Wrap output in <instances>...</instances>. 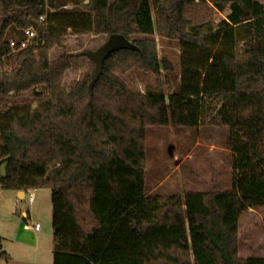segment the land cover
Masks as SVG:
<instances>
[{
  "label": "trees",
  "instance_id": "trees-1",
  "mask_svg": "<svg viewBox=\"0 0 264 264\" xmlns=\"http://www.w3.org/2000/svg\"><path fill=\"white\" fill-rule=\"evenodd\" d=\"M210 7L226 18L214 22ZM229 26L233 90L165 97L171 65L154 35L201 46ZM27 28L36 36L12 51L10 32ZM68 32L122 35L137 50L112 52L94 84L63 85L74 56L50 64L48 55ZM130 69L151 73L155 92H131L117 76ZM241 97L264 107V0H86L63 12H49L47 0H0V190L50 191L52 264H264L238 256L236 189L145 192L148 127L234 131Z\"/></svg>",
  "mask_w": 264,
  "mask_h": 264
},
{
  "label": "rangeland",
  "instance_id": "rangeland-1",
  "mask_svg": "<svg viewBox=\"0 0 264 264\" xmlns=\"http://www.w3.org/2000/svg\"><path fill=\"white\" fill-rule=\"evenodd\" d=\"M81 1L47 0V10H80ZM62 4H66L67 9L62 8ZM149 4L152 5V0ZM210 9L214 22H220L228 14V10ZM34 31L36 34L35 28ZM19 37L20 34L10 32V39ZM107 37L75 36L68 32L63 47H53L49 51L50 64L64 54L74 56L62 76L63 85L91 76L93 64L85 54L99 48ZM154 41L158 57L171 65L169 73H161L162 79L166 77L169 83L166 86L162 81L161 91L165 97L168 91L202 94L233 90L232 70L226 64L234 51L233 26L203 36L201 46L156 35ZM12 68L14 62L10 58L6 70ZM117 76L133 93L144 95L156 90L151 73L130 69ZM30 94L27 92L23 96ZM237 106L239 123L234 131L210 126L175 129L170 124L148 127L144 138L145 192L167 195L186 190L236 189L240 198L238 256L264 257V135L259 119L264 115V107L259 99L244 97L239 99ZM32 191L33 201L29 203V191L20 200L15 191L0 190L1 251L9 257L7 263L0 260V264H52L50 191L47 188ZM35 224L38 229L33 231Z\"/></svg>",
  "mask_w": 264,
  "mask_h": 264
},
{
  "label": "water",
  "instance_id": "water-1",
  "mask_svg": "<svg viewBox=\"0 0 264 264\" xmlns=\"http://www.w3.org/2000/svg\"><path fill=\"white\" fill-rule=\"evenodd\" d=\"M131 50L136 51L137 48L122 35H109L105 43L94 51H89L85 55L92 62L91 83L94 84L100 76L103 68L104 60L114 51ZM22 191H18V197H21Z\"/></svg>",
  "mask_w": 264,
  "mask_h": 264
},
{
  "label": "built area",
  "instance_id": "built-area-1",
  "mask_svg": "<svg viewBox=\"0 0 264 264\" xmlns=\"http://www.w3.org/2000/svg\"><path fill=\"white\" fill-rule=\"evenodd\" d=\"M43 21V19H41ZM36 36L35 31L32 28H27L23 31L22 37L19 39L11 38L8 40L9 47L12 51H17L24 48L34 37ZM27 201L31 203L33 201V194L30 192L27 197ZM33 231L38 229V225L33 226Z\"/></svg>",
  "mask_w": 264,
  "mask_h": 264
},
{
  "label": "crops",
  "instance_id": "crops-1",
  "mask_svg": "<svg viewBox=\"0 0 264 264\" xmlns=\"http://www.w3.org/2000/svg\"><path fill=\"white\" fill-rule=\"evenodd\" d=\"M85 3H86V0H82V1L80 2V5H83V4H85ZM61 7L64 8V9H67L68 6H67L66 4H62ZM22 192H23L22 196H21V197H18L20 200L24 199V197H25V193H26L27 191H22ZM29 192H33V191H32V190H29ZM15 193L18 195V191H16ZM23 216H26V213H23ZM24 228H30V226H26V225H24ZM263 256H264V255H263ZM8 260H9V259H8ZM8 260H7V261H4V262L7 263Z\"/></svg>",
  "mask_w": 264,
  "mask_h": 264
}]
</instances>
